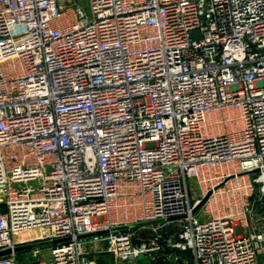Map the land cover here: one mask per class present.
<instances>
[{"label": "built area", "instance_id": "1", "mask_svg": "<svg viewBox=\"0 0 264 264\" xmlns=\"http://www.w3.org/2000/svg\"><path fill=\"white\" fill-rule=\"evenodd\" d=\"M87 1L0 0V264H259L264 0Z\"/></svg>", "mask_w": 264, "mask_h": 264}, {"label": "rangeland", "instance_id": "2", "mask_svg": "<svg viewBox=\"0 0 264 264\" xmlns=\"http://www.w3.org/2000/svg\"><path fill=\"white\" fill-rule=\"evenodd\" d=\"M77 2L85 9L88 10V1L87 0H77ZM35 247H39V255L43 256L45 258H49V242L47 240H35L34 242L29 244V254L27 255V259H32L35 258L34 255L32 254V250ZM93 256H98L99 254H92ZM142 256V255H141ZM187 257L189 256L188 254L186 255ZM143 258V257H142ZM114 261V259H113ZM140 262V259H139ZM141 264V263H140Z\"/></svg>", "mask_w": 264, "mask_h": 264}, {"label": "water", "instance_id": "3", "mask_svg": "<svg viewBox=\"0 0 264 264\" xmlns=\"http://www.w3.org/2000/svg\"><path fill=\"white\" fill-rule=\"evenodd\" d=\"M209 193H210V191H208V192H207V193L201 198V200L195 205V207L193 208V211H194V212L197 211V210L202 206V204H203V203L205 202V200L207 199ZM173 218H177V217H172L171 219H173ZM112 230H117V229L114 228V229H112ZM107 232H108V230H101V231H96V232H91V233L83 234V235H81V237H88V236H93V235H97V234H105V233H107ZM8 252H9V249L1 250V251H0V256L6 254V253H8ZM139 259H140V263H141V264H148V262H147L146 260H144V259L142 258L141 255H139Z\"/></svg>", "mask_w": 264, "mask_h": 264}, {"label": "crops", "instance_id": "4", "mask_svg": "<svg viewBox=\"0 0 264 264\" xmlns=\"http://www.w3.org/2000/svg\"><path fill=\"white\" fill-rule=\"evenodd\" d=\"M113 261V257L111 254H104L101 255L97 260L96 263L97 264H105V263H110ZM259 264H264V253L260 254L259 257Z\"/></svg>", "mask_w": 264, "mask_h": 264}, {"label": "bare ground", "instance_id": "5", "mask_svg": "<svg viewBox=\"0 0 264 264\" xmlns=\"http://www.w3.org/2000/svg\"><path fill=\"white\" fill-rule=\"evenodd\" d=\"M44 230H42V229H34L33 231H31L30 233H28V234H26V233H24L23 235H35V234H39L40 235V233H42Z\"/></svg>", "mask_w": 264, "mask_h": 264}]
</instances>
